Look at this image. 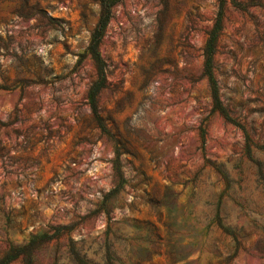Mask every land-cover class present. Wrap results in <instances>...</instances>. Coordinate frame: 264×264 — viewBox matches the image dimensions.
<instances>
[{
    "label": "rangeland",
    "instance_id": "1",
    "mask_svg": "<svg viewBox=\"0 0 264 264\" xmlns=\"http://www.w3.org/2000/svg\"><path fill=\"white\" fill-rule=\"evenodd\" d=\"M218 9L112 7L102 130L98 0H0V260L34 240L7 264H264V0H223L211 71L232 122L203 71Z\"/></svg>",
    "mask_w": 264,
    "mask_h": 264
},
{
    "label": "trees",
    "instance_id": "2",
    "mask_svg": "<svg viewBox=\"0 0 264 264\" xmlns=\"http://www.w3.org/2000/svg\"><path fill=\"white\" fill-rule=\"evenodd\" d=\"M121 0H98L99 2V12L97 17V22L90 33L88 44H87V51L89 52L91 58L93 59L97 76L96 79L91 83L89 89H88V102L91 109V112L93 114V118L96 122V124L102 129L105 130L102 120L98 114L97 106H96V97L99 91L105 86V64L104 61L101 58V55L98 50L99 43L104 35L105 28L112 17V7L120 2ZM218 1V13L216 20L214 22L213 28L209 34V37L206 41V46L204 48V55H203V71L204 74L208 77L211 91H212V98H213V105L214 107L225 117V119L232 122V119L226 114L225 110L221 107L220 100L217 95V91L215 88V84L212 77V71H211V62H212V54L214 52V45L216 36L218 34V31L221 28V14H222V6H223V0H217ZM114 166L116 171L119 174L120 183L122 180V174L119 168V159H118V152L115 151V160H114ZM119 183V184H120ZM115 189H112L110 192H115ZM59 231V228L56 229ZM46 238H49L53 235H43ZM34 243V240L30 241L28 245H32ZM28 245L13 247L10 249V251L0 260V264H7L10 260L17 257L19 254H22L25 252Z\"/></svg>",
    "mask_w": 264,
    "mask_h": 264
}]
</instances>
